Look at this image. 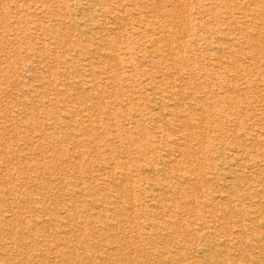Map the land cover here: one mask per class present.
<instances>
[{"label": "rangeland", "instance_id": "1", "mask_svg": "<svg viewBox=\"0 0 264 264\" xmlns=\"http://www.w3.org/2000/svg\"><path fill=\"white\" fill-rule=\"evenodd\" d=\"M0 264H264V0H0Z\"/></svg>", "mask_w": 264, "mask_h": 264}]
</instances>
